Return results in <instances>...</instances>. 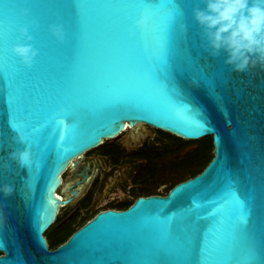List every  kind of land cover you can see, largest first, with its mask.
<instances>
[{
    "label": "water",
    "instance_id": "95a60500",
    "mask_svg": "<svg viewBox=\"0 0 264 264\" xmlns=\"http://www.w3.org/2000/svg\"><path fill=\"white\" fill-rule=\"evenodd\" d=\"M197 4L0 0V187L15 188L0 193V264H264V70L236 73L209 56ZM25 27L39 53L32 68L11 52ZM13 114L32 153L27 171L7 167L8 152L25 147L13 143ZM140 124L187 141L212 137L213 158L166 197L101 213L50 249L61 173Z\"/></svg>",
    "mask_w": 264,
    "mask_h": 264
},
{
    "label": "flooded vegetation",
    "instance_id": "af4514ba",
    "mask_svg": "<svg viewBox=\"0 0 264 264\" xmlns=\"http://www.w3.org/2000/svg\"><path fill=\"white\" fill-rule=\"evenodd\" d=\"M201 146V140H183L149 125H127L117 137L73 159L61 173L56 190L61 204L48 232L61 240L101 213L127 211L139 199L166 197L195 177L194 153Z\"/></svg>",
    "mask_w": 264,
    "mask_h": 264
},
{
    "label": "clouds",
    "instance_id": "9594fccd",
    "mask_svg": "<svg viewBox=\"0 0 264 264\" xmlns=\"http://www.w3.org/2000/svg\"><path fill=\"white\" fill-rule=\"evenodd\" d=\"M202 4L204 7H200ZM27 15V11L24 13ZM195 23L201 29L202 47L213 58H224L223 62L233 72L246 73L253 68L264 70V0H198L192 9ZM175 23V18H173ZM148 24V17L139 19L135 29L143 31ZM187 32V26L182 25ZM52 35L61 43L65 40L62 27L52 26ZM135 31L129 35L134 37ZM20 38L26 42L12 47V54L19 58L26 68H32L38 51L32 46L33 39L27 27L19 30ZM13 143L24 145V150H11L7 159L10 168L14 163L27 171L32 165V153L27 147V138L22 132L16 131ZM15 192L13 185L0 187L5 198Z\"/></svg>",
    "mask_w": 264,
    "mask_h": 264
},
{
    "label": "trees",
    "instance_id": "16d2710c",
    "mask_svg": "<svg viewBox=\"0 0 264 264\" xmlns=\"http://www.w3.org/2000/svg\"><path fill=\"white\" fill-rule=\"evenodd\" d=\"M201 141H202V146L200 147L201 150L199 152L194 153V162L196 164L194 173H193L194 176L200 174L212 159L211 154H210L211 153L210 150L212 147L211 139L206 137L204 139H201ZM203 147L207 149L206 153L204 152ZM71 232L72 231L67 233V235L61 240H53V241L48 240L50 249L54 250L58 246L66 242V240L70 237ZM45 236L47 237V234H45Z\"/></svg>",
    "mask_w": 264,
    "mask_h": 264
},
{
    "label": "snow or ice",
    "instance_id": "6c2138e0",
    "mask_svg": "<svg viewBox=\"0 0 264 264\" xmlns=\"http://www.w3.org/2000/svg\"><path fill=\"white\" fill-rule=\"evenodd\" d=\"M60 124H64L65 122L63 120L59 121ZM12 128L15 130V131H19V132H22L24 134V131H23V125L21 123H18L17 122V119L15 117V115L13 114V121H12ZM68 128V125H65V129H62L61 130V139L64 138V134H65V130ZM25 135V134H24ZM238 205H239V202L237 201L236 202ZM242 207V206H241ZM243 223L246 224L247 223V219L246 217L244 218L243 220Z\"/></svg>",
    "mask_w": 264,
    "mask_h": 264
},
{
    "label": "rangeland",
    "instance_id": "374dc122",
    "mask_svg": "<svg viewBox=\"0 0 264 264\" xmlns=\"http://www.w3.org/2000/svg\"><path fill=\"white\" fill-rule=\"evenodd\" d=\"M210 154L211 157H213V154L212 153ZM46 234H47V238H49L50 241H53L55 239V236L53 234H50V232H47Z\"/></svg>",
    "mask_w": 264,
    "mask_h": 264
}]
</instances>
